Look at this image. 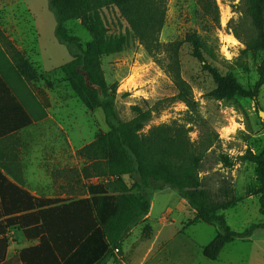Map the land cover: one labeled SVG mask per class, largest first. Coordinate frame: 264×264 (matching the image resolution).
<instances>
[{
    "label": "rangeland",
    "instance_id": "rangeland-1",
    "mask_svg": "<svg viewBox=\"0 0 264 264\" xmlns=\"http://www.w3.org/2000/svg\"><path fill=\"white\" fill-rule=\"evenodd\" d=\"M215 2L219 24L203 12L197 0H168L160 34L162 49L156 58L145 51L117 8L103 9L107 36L119 40L123 47L102 55L101 65L106 84L117 90L116 115L126 122L136 116V108L147 110L177 93L167 67L172 58L177 61L198 111L219 135L201 172L205 189L212 202L224 206L217 213L226 218L230 228L243 231L264 219L255 166L240 159L248 150H264V85L256 100L217 97V81L194 56L187 36L199 37L207 66L222 76L232 74L245 89H253L258 81L264 54L246 50L245 43L233 33L235 26L246 32L242 0ZM66 27L84 47L90 45L91 36L81 20L69 21ZM55 30L56 19L48 0H0V39L4 52L11 57L5 63V75L13 70L18 78L23 77L47 112L45 119L26 126L20 138L0 144V162L20 182L10 164L25 168L27 180L42 186L51 177L53 194L69 197L76 190L78 196H85L87 186L103 178L78 151L98 134L107 133L108 127L102 110L88 109L72 90L61 69L72 55L69 47L58 41ZM186 111L182 102L168 104L153 114L144 131L172 121L185 123ZM198 134L196 127L190 136L195 140ZM123 180L131 184L128 176ZM149 201V213L132 227L115 251L116 259L107 264H264V230H257L250 239L227 243L211 261L204 257L203 248L213 241L218 226L197 220L195 211L170 188L152 193Z\"/></svg>",
    "mask_w": 264,
    "mask_h": 264
},
{
    "label": "trees",
    "instance_id": "trees-1",
    "mask_svg": "<svg viewBox=\"0 0 264 264\" xmlns=\"http://www.w3.org/2000/svg\"><path fill=\"white\" fill-rule=\"evenodd\" d=\"M56 19L58 41L69 47L72 59L61 69L72 90L88 108H100L108 132L98 134L94 141L78 153L90 162L103 181L87 186L88 197L79 200H44L31 195L13 183L0 170V264H107L116 259L123 239L132 227L142 221L150 210L152 193L170 188L184 199L196 213V219L218 226V231L203 255L215 261L227 243L235 239H250L257 230H264L262 222L253 223L243 231L230 228L226 218L217 213L224 206L210 200L204 177L201 176L205 158L219 142V135L201 116L190 85L179 73L178 63L172 58L167 66L177 93L155 103L151 108H136V116L121 121L115 112L116 87L105 82L101 56L121 51L123 44L106 34L101 12L108 7L118 9L120 16L143 46L156 58L162 49L160 34L165 25L168 0H48ZM203 12L219 24V9L215 0H197ZM241 13L246 20V32L233 28L234 35L247 46L246 50L264 54V0H242ZM81 20L91 36L84 47L80 38L71 35L67 22ZM0 39V97L17 101L36 123L47 117L45 106L31 91L19 74H6L5 63L11 57L4 52ZM194 48V56L211 72L218 87L215 95L232 99L245 96L257 99L264 85V60L259 67V78L253 89H245L232 75L222 76L207 66L201 51V41L195 34L187 36ZM10 50L13 48L10 47ZM20 61L21 56L18 54ZM14 60L17 58L14 57ZM182 102L187 107L185 123L172 121L144 128L153 114L168 104ZM168 103V104H167ZM198 129V138L190 136ZM9 137L0 140H11ZM241 161L255 166V176L261 184L264 200V150H250L240 156ZM0 168L17 178L0 162ZM131 181L127 185L123 177ZM22 183V182H20ZM6 194H11L6 199ZM11 199V200H10ZM264 217V206L261 207ZM40 235L38 245L22 250L6 259L11 228L28 229Z\"/></svg>",
    "mask_w": 264,
    "mask_h": 264
},
{
    "label": "crops",
    "instance_id": "crops-1",
    "mask_svg": "<svg viewBox=\"0 0 264 264\" xmlns=\"http://www.w3.org/2000/svg\"><path fill=\"white\" fill-rule=\"evenodd\" d=\"M35 124V122L30 118L25 109L17 101H5L0 97V140L8 139L13 137L11 140H17L20 133L26 129V126ZM29 135V132H26ZM17 136V137H16ZM1 158V157H0ZM2 162V160L0 159ZM10 169L18 175V179H21L22 183L17 182L10 173H7L4 169L0 170L6 174V176L17 186L23 187L25 190L31 193V195L44 199V200H79L87 198L88 192L85 196H78L75 190L74 195L67 196L65 193H52L51 177L43 182L28 181L25 174V168H19L15 164H10ZM21 174V175H20ZM43 188V193H42ZM6 199H9L11 194H6ZM11 200V199H10ZM35 227H29L28 229H18L11 228L6 233V238L8 239V247L6 252V259H10L13 256L19 254L22 250L36 246L40 242V235H36L33 232Z\"/></svg>",
    "mask_w": 264,
    "mask_h": 264
},
{
    "label": "bare ground",
    "instance_id": "bare-ground-1",
    "mask_svg": "<svg viewBox=\"0 0 264 264\" xmlns=\"http://www.w3.org/2000/svg\"><path fill=\"white\" fill-rule=\"evenodd\" d=\"M234 40V39H233Z\"/></svg>",
    "mask_w": 264,
    "mask_h": 264
}]
</instances>
